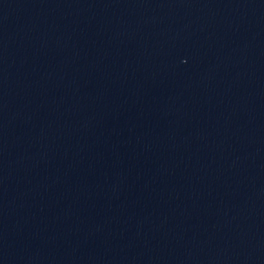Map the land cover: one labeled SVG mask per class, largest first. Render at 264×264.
I'll return each mask as SVG.
<instances>
[{"label":"water","instance_id":"obj_1","mask_svg":"<svg viewBox=\"0 0 264 264\" xmlns=\"http://www.w3.org/2000/svg\"><path fill=\"white\" fill-rule=\"evenodd\" d=\"M0 264H264V0H0Z\"/></svg>","mask_w":264,"mask_h":264}]
</instances>
